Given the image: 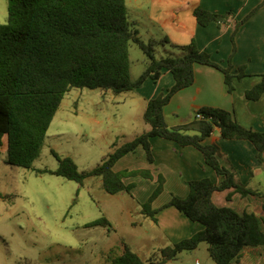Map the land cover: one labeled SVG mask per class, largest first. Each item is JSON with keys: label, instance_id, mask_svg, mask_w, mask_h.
I'll list each match as a JSON object with an SVG mask.
<instances>
[{"label": "trees", "instance_id": "obj_1", "mask_svg": "<svg viewBox=\"0 0 264 264\" xmlns=\"http://www.w3.org/2000/svg\"><path fill=\"white\" fill-rule=\"evenodd\" d=\"M241 20H235L232 41L237 32L256 11ZM8 20L0 23V146L8 140V162L31 168L45 145L50 125L65 95L73 88L111 91L114 94L133 92L147 79L157 82L165 71L173 73L175 84L148 101L144 119L149 129L134 139L114 144L113 150L90 170H80L76 161L55 150L56 170L40 169L37 173H51L84 184L89 177L99 176L104 190L110 194L131 193L132 185L124 182L126 176L152 178L149 169L114 170L125 155L145 150L148 162H154L151 138L160 136L176 141L181 146H194L223 180L218 184L211 178L189 182L186 197L173 195L165 205L175 206L204 229L192 236L161 249L160 255L143 260L124 241L107 255L110 264H165L177 260L184 251H193L203 242L209 244V254L216 264H242L240 259L246 247H264V230L254 213H239L230 206H220L213 200L216 191L235 189L246 196L262 195L242 183L235 170L221 164V149L217 143H205L218 127L226 139L249 140L256 148L257 159L264 163V131L241 125L233 112L213 106H203L197 112L203 118L171 127L167 124L164 108L172 97L195 82V65L213 66L224 73L227 90H235L234 79L247 75L244 67L232 72V59L223 66L201 50L195 39L189 44H171L168 37L142 39L130 19L127 0H8ZM198 23L222 25L234 19L231 12L217 13L202 7L194 10ZM131 43L137 44L147 56L144 71L131 76ZM169 44L181 52L157 57L156 48ZM264 95V73L260 82L246 90L249 100ZM196 131L189 134L188 131ZM165 177L158 176V185L143 207V214L158 222L153 201L163 192ZM233 193L227 195L232 199ZM264 198V195H262ZM264 210V204H263ZM264 225V218L262 219ZM107 218H99L88 227L105 226ZM264 264V262L262 263Z\"/></svg>", "mask_w": 264, "mask_h": 264}, {"label": "rangeland", "instance_id": "obj_2", "mask_svg": "<svg viewBox=\"0 0 264 264\" xmlns=\"http://www.w3.org/2000/svg\"><path fill=\"white\" fill-rule=\"evenodd\" d=\"M128 6L130 19L143 21L142 16H134L131 0ZM8 15V0H0V23H6ZM137 25L146 33L141 23ZM130 53L131 76L136 79L148 59L135 43H131ZM161 54L166 55L159 45L156 56ZM143 111V103H135L129 93L73 88L65 95L31 168L11 165L7 148L0 146V264H110L108 252L117 250L122 241L147 260L174 243L150 217L141 214L145 202L131 193L106 192L99 176L80 184L48 172L37 173L57 169L52 150L72 157L80 170L93 169L114 144L128 142L143 132L147 125ZM253 187L264 194V178L260 186ZM246 212L254 213L263 225L256 210ZM99 218H107L110 225L87 226ZM208 248L203 242L165 264H216Z\"/></svg>", "mask_w": 264, "mask_h": 264}, {"label": "crops", "instance_id": "obj_3", "mask_svg": "<svg viewBox=\"0 0 264 264\" xmlns=\"http://www.w3.org/2000/svg\"><path fill=\"white\" fill-rule=\"evenodd\" d=\"M128 2L129 0H127L129 10ZM131 2L134 16L137 18L142 16L143 19L141 22L139 19H132L142 39L148 41L166 36L171 44L178 46L187 45L195 39L201 50L209 53L213 60L223 66H227L231 58L234 74L239 67H244L247 73L241 79H234L235 90L230 93L221 70L209 65L196 64L194 84L177 92L164 108L169 126L187 124L196 117L195 113L199 108L213 106L233 112L237 121L245 127L264 131V95L259 100H249L245 96L246 90L260 82L264 73V0H131ZM197 7L217 13L231 12L234 14V19L222 25L211 23L202 26L194 15ZM257 7L258 10L240 26L234 43L232 35L235 20L245 18ZM138 23L142 24L146 33L138 29ZM160 46L163 47L166 55L181 52L169 44ZM174 84L173 73L165 71L157 82L147 79L139 89L128 93L135 103L137 101L143 103L144 114L148 101L167 91ZM143 128L144 132L149 129V125ZM187 133L193 135L196 131L190 130ZM151 143L154 162H148L145 150L139 147L136 152L122 157L114 166V170L125 172L149 169L152 172V178L140 175L124 177V182L133 186L132 197L140 198L138 200L141 203L146 202L156 189L158 176L162 174L165 177L164 190L152 204V208L158 210L156 214L158 222L154 221V223L168 239L173 240L171 242H178L204 229L205 226L200 222L192 221L175 206L165 207V205L173 195L186 197L190 191L191 180L209 177L219 184L223 177L205 163L203 153L194 146H181L176 141L160 136L152 137ZM205 143L219 145L221 164L235 170L242 183L252 189L253 184L260 186L264 178V163L257 159L256 148L249 140L223 138L217 127L212 135L205 139ZM1 146L8 150L7 138ZM123 162L125 163L123 169L118 171L117 167ZM255 190L259 191L257 188ZM230 192L233 195L232 199L228 200L227 195ZM262 195L244 196L232 188L216 191L213 200L220 206H235L245 212L256 210L263 219ZM142 209L140 212L144 215ZM262 229L264 230V225ZM263 256V246H249L243 250L240 261L242 264H262Z\"/></svg>", "mask_w": 264, "mask_h": 264}, {"label": "built area", "instance_id": "obj_4", "mask_svg": "<svg viewBox=\"0 0 264 264\" xmlns=\"http://www.w3.org/2000/svg\"><path fill=\"white\" fill-rule=\"evenodd\" d=\"M196 118L201 119V118H203V115H202L201 113L197 112V113H196Z\"/></svg>", "mask_w": 264, "mask_h": 264}]
</instances>
